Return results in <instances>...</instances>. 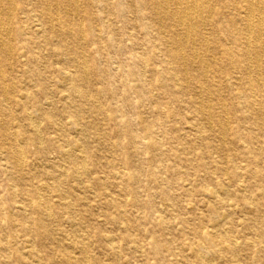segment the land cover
<instances>
[{
	"label": "rangeland",
	"instance_id": "374dc122",
	"mask_svg": "<svg viewBox=\"0 0 264 264\" xmlns=\"http://www.w3.org/2000/svg\"><path fill=\"white\" fill-rule=\"evenodd\" d=\"M39 1L15 0L23 10L15 24L23 25L27 42L14 35L18 52L5 75L17 86L19 102L0 101V125L12 123L11 134L20 141L41 139L40 147L26 142L25 167H31L16 192L11 187L19 175L0 154V264H203L196 249L215 252L205 264H264V117L247 108V85L211 72L209 88L217 94L200 98L189 88L178 95L179 86L163 73L166 64L173 70L176 64L165 45L163 54L150 57L160 45L158 28L135 0H70L68 16L51 19ZM8 18L0 13L12 29ZM219 50L210 51L209 59L220 58ZM84 62L89 81L78 84L87 96L72 98L59 71L76 74ZM131 71L142 78L133 80ZM174 74L182 77L179 70ZM22 89L30 99L19 100ZM259 101L264 107V95ZM199 103L219 117L214 126L205 124ZM24 108L29 113L23 116ZM76 108L82 113L74 124ZM52 111L64 134L48 125L45 113ZM146 125L153 126L157 145ZM3 143L0 138V150ZM61 152L79 163L88 155L86 168L78 167L72 178L75 165ZM85 169L89 175L81 180ZM53 186L70 197L61 199ZM28 189L38 190L34 202L45 205L43 219L53 238L38 227ZM61 202L72 203L74 215L58 209Z\"/></svg>",
	"mask_w": 264,
	"mask_h": 264
},
{
	"label": "bare ground",
	"instance_id": "6f19581e",
	"mask_svg": "<svg viewBox=\"0 0 264 264\" xmlns=\"http://www.w3.org/2000/svg\"><path fill=\"white\" fill-rule=\"evenodd\" d=\"M69 1L70 0H40L39 2L45 7V15L48 19H51L53 14L60 15L64 13V17L66 18V16H68L66 11ZM1 6H5V9L3 10ZM13 6H17L18 10L16 12ZM135 7L139 12L149 10L157 25L160 45L155 46L154 50L150 53V57L160 56L165 50L167 51L169 61H174L177 69L173 70L171 66L166 64L163 73L169 75L170 81L175 82V86L176 84L179 86L178 95H182L189 88L194 89L200 98H206L207 96L215 94L216 92L209 88V83L211 81L210 74L211 72L213 74L220 73L223 76L220 78H223L225 81L230 82L234 80L239 84L243 83L247 85L246 92H243L242 95L246 99L247 108L261 111V116L264 117V107H260L261 102L259 101V98L264 95L262 94L264 92V0H135ZM2 11H4L9 17L8 19L14 23V27L9 29L4 27V24L0 21V101L3 103L9 101L10 97L16 98L18 101L16 95L17 86L9 84L8 75H5V73L7 70L13 69L14 58L11 57L14 56V52H18V48H16L13 43L14 35L16 39L20 38L25 42H27V38H23L26 34L24 33L23 25L17 27L15 24L18 13L23 11L16 4L15 0H0V13ZM50 29L57 37L66 36L62 29ZM208 29H210L209 32H205ZM209 37L213 38L210 39ZM48 40L51 41L52 38ZM61 43L62 44L59 46L65 47V41H61ZM163 45H165V48L167 47L164 51L160 49ZM217 48L220 49L218 52L220 58L214 57L212 58L213 60H210L207 54ZM66 49H68L70 55L73 54V49L68 47ZM16 58H20V55L19 57L17 55ZM148 58L141 60V64L144 68L149 64L150 59ZM69 61L72 63L76 62L74 58L69 59ZM78 67H82L83 71L79 69L76 74L64 70L59 71L60 79L71 93L72 98L85 99L87 96L85 91L86 88L83 87L84 90H82V87L78 84V80L87 83L89 81V74L86 72V69L84 70L86 67L85 62L80 66L78 63ZM34 70L37 71L36 74L40 76V81L44 83L45 79L38 71V68ZM177 70L182 74V77L177 78L176 74H174ZM142 75L143 73L141 72H129V76L133 78V80L141 79ZM189 78L192 79V84L189 83ZM213 80H215V78H213ZM182 83H187V85L182 86ZM41 89L46 91L43 84ZM20 92L22 93L19 98L20 101L30 99V94L27 91L22 89ZM14 102L16 103V100H14ZM262 107L263 110H261ZM27 110L28 109L24 108L22 111L23 116L25 111L29 113ZM36 112L40 114L38 110ZM199 112L205 117V124H208L209 127L214 126V120L219 118L217 116V118L214 119L215 116L211 114V106L205 105L204 103H199ZM48 113H45V115L49 117L48 125L53 127L56 126L57 123L54 121L56 113L54 111ZM81 113L82 110L76 108L75 112L72 114L73 118L76 120H74V124L78 123ZM30 119L34 124V116L31 115ZM59 125L60 124L57 125L58 132L64 134L63 123L61 126ZM152 127L151 125H146L145 129L150 133L148 135H150L152 139V144L157 145L156 140L151 134ZM12 128L13 124L8 121H4L0 125V138L4 140V150L1 149L0 154L6 158L8 163L11 164L15 172L19 175L18 178L15 179L16 183L11 187V189L16 192V190L18 191V186H20L19 181L22 180L23 173L28 171L31 167L27 169L25 167V164L29 166L27 143H29L31 139L20 141L15 135L11 134ZM30 144L40 147L41 139L35 137L31 140ZM75 150L76 149H74V151ZM61 156L66 161L75 165L71 169L72 178L78 175V169H80L78 167L84 166L83 168H86L85 165H87L86 162H88V155H86L83 162L80 163L78 162V158L74 155L61 152ZM77 163H79L78 166ZM222 172L225 173V170H222ZM88 175L89 170L85 169L83 177L79 178L83 180L88 177ZM52 189H55L58 196L63 200L70 197V192H62L57 186H53ZM27 191L30 199L32 198L31 200L28 199L29 207L33 209L35 206L37 214L39 215L38 227L40 230L41 228H45L47 237L53 238V233L51 230H48L43 219L46 218L47 215L44 207L45 205L39 203L40 201L37 204L34 202L36 198H39L37 197V194H39L37 193L38 190L28 189ZM168 193L169 190L167 187L165 196H168ZM57 208L61 211L67 210L74 215V207L70 202H61L57 205ZM54 216L55 218L60 217L59 212H56ZM110 240L113 241L112 237L109 241ZM214 253L215 252L211 250L204 254L202 249H196L195 257L203 264L207 263V261L211 263L210 261H212V259L209 260V257L214 258ZM22 258V255H20L19 261L23 260Z\"/></svg>",
	"mask_w": 264,
	"mask_h": 264
}]
</instances>
